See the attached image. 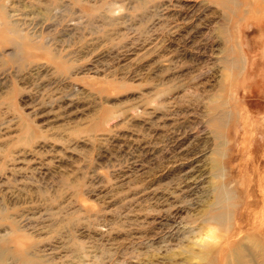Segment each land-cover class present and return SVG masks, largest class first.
Here are the masks:
<instances>
[{"label":"rangeland","instance_id":"374dc122","mask_svg":"<svg viewBox=\"0 0 264 264\" xmlns=\"http://www.w3.org/2000/svg\"><path fill=\"white\" fill-rule=\"evenodd\" d=\"M262 124L264 0H0V264H184Z\"/></svg>","mask_w":264,"mask_h":264},{"label":"bare ground","instance_id":"6f19581e","mask_svg":"<svg viewBox=\"0 0 264 264\" xmlns=\"http://www.w3.org/2000/svg\"><path fill=\"white\" fill-rule=\"evenodd\" d=\"M250 126L251 124L246 125L247 133L250 132L248 129ZM256 127L257 125L252 128V131H256L252 133V141L257 132L264 131V124L260 128ZM244 176L242 183L244 187L241 190L243 196H240L238 210L233 214L218 209L212 219L205 220L206 224L225 225L226 236L221 237L222 241L218 242L211 230L199 237L184 250L186 253L184 264L196 260L198 262L193 264L212 263L215 255L221 258L220 264H264V169H261V166H254L253 161L251 163L247 160ZM222 187L226 190L224 186ZM227 191L225 196L228 195Z\"/></svg>","mask_w":264,"mask_h":264}]
</instances>
